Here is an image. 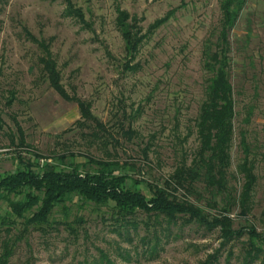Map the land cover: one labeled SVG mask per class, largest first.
I'll use <instances>...</instances> for the list:
<instances>
[{
  "label": "rangeland",
  "instance_id": "obj_1",
  "mask_svg": "<svg viewBox=\"0 0 264 264\" xmlns=\"http://www.w3.org/2000/svg\"><path fill=\"white\" fill-rule=\"evenodd\" d=\"M219 18L217 0H0V174L18 167L16 151H37L52 163L68 153L73 162H84L87 153L106 158L74 131L75 102L82 101L118 139L117 159L141 162L150 181L167 178L198 145L193 120L203 99L201 50ZM123 29L137 43L132 58ZM230 37L236 116L229 171L239 191L243 129L256 175L250 209L242 214L236 206L229 214L235 231L224 237L219 228L161 218L148 231L140 222L129 240L115 230V215L88 206L79 211L84 222L74 224L76 234L59 223L31 230L9 264H97L101 253L113 264H264V0H246ZM40 59L55 65L70 100L52 88ZM121 121L137 132L135 144L120 136ZM19 131L27 147L16 146ZM148 142L143 159L140 148ZM70 211L71 219L75 208Z\"/></svg>",
  "mask_w": 264,
  "mask_h": 264
},
{
  "label": "trees",
  "instance_id": "obj_2",
  "mask_svg": "<svg viewBox=\"0 0 264 264\" xmlns=\"http://www.w3.org/2000/svg\"><path fill=\"white\" fill-rule=\"evenodd\" d=\"M217 2L219 22L204 40L201 50L205 81L203 99L193 120L198 145L192 156L183 155L172 173L162 181H150L142 174L141 162L135 163L133 159L120 161L116 158L118 139L91 114L85 103L75 102L79 118L73 123L74 131L85 139L87 146L96 145L95 148L104 150L106 158L87 153L84 162H73L71 159L74 155L68 153L58 155L59 162L52 163L48 161L51 157H45L37 151H16L14 159L18 167L9 173L0 174V201L5 203V207L0 208V264L10 263L17 243L26 238L31 230L46 232L48 225L59 223L69 228L70 233L76 234L74 224L84 222L79 211L88 206L115 215V230L119 236L129 240V230L136 231L140 222L148 231L150 227L159 225L161 218L168 225L181 221L195 222L209 229L219 228L224 237L235 231L229 214L236 206L240 207L242 214L250 209L251 192L256 183L255 163L243 129L239 131L238 142L242 157L236 165V172L242 179L239 191L235 186L236 175L229 171L233 120L236 116L230 82V32L246 0ZM122 34L125 49L132 58L138 49L137 43L135 40L131 43L130 34L125 29ZM40 62L52 88L62 98L70 100L59 84L55 65L49 60L40 59ZM118 126L124 141L135 144L133 138L137 132L130 124L124 127V121H121ZM19 132L16 146L27 147ZM108 145L113 147L112 154L107 150ZM136 145L139 146L138 143ZM150 146L148 142L140 148L143 159H147ZM133 150L136 152V148ZM23 152L29 156L22 155ZM134 174H138V177ZM140 186L149 194L146 195ZM189 195L194 196V199L189 198ZM72 207L75 213L70 219ZM206 207L216 208L218 213L211 214ZM139 213H143L146 218L137 221ZM252 234L248 232V235ZM147 236L141 239L146 241ZM154 237L157 239V236ZM155 246H152L151 252ZM97 264L113 262L101 253V261Z\"/></svg>",
  "mask_w": 264,
  "mask_h": 264
}]
</instances>
